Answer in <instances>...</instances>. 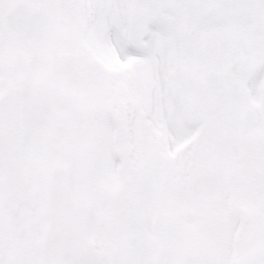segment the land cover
Instances as JSON below:
<instances>
[{"label":"snow or ice","instance_id":"snow-or-ice-1","mask_svg":"<svg viewBox=\"0 0 264 264\" xmlns=\"http://www.w3.org/2000/svg\"><path fill=\"white\" fill-rule=\"evenodd\" d=\"M0 264H264V0H0Z\"/></svg>","mask_w":264,"mask_h":264}]
</instances>
